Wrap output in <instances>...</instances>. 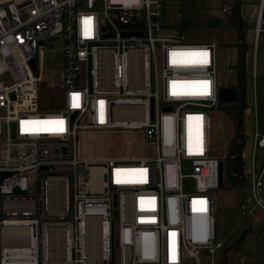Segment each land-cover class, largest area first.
<instances>
[{
    "label": "built area",
    "instance_id": "1",
    "mask_svg": "<svg viewBox=\"0 0 264 264\" xmlns=\"http://www.w3.org/2000/svg\"><path fill=\"white\" fill-rule=\"evenodd\" d=\"M164 7L163 0H0V264H214L221 247L210 190L219 188L222 159L211 155L209 111L219 106L217 44H186L168 32ZM263 10L264 0L257 31ZM46 42L61 53L62 106L54 112L41 109L36 74ZM186 53H197L194 63H184ZM192 82L200 85L190 89ZM115 129L144 131L155 156L77 159L79 131ZM255 139L264 148V135ZM183 163L191 192L181 186ZM57 167H66L58 175L63 213L40 223L52 213L48 182ZM35 184L40 201L25 195ZM249 191L264 210L261 175L253 172Z\"/></svg>",
    "mask_w": 264,
    "mask_h": 264
},
{
    "label": "rangeland",
    "instance_id": "2",
    "mask_svg": "<svg viewBox=\"0 0 264 264\" xmlns=\"http://www.w3.org/2000/svg\"><path fill=\"white\" fill-rule=\"evenodd\" d=\"M222 0H198V3L208 13L218 15L220 13ZM243 6L250 8L249 1H244ZM178 4L173 0L165 2L164 18L168 32H174V23L178 20ZM258 16V11H257ZM249 20V18H248ZM261 25L264 29V10L261 17ZM247 33L245 35L247 43V53L245 56L246 92L245 108L243 121L250 123L251 136L246 139L244 153L248 151L249 160L246 161L244 176L248 183L251 180L250 158L253 157L254 147V126L255 121L264 120V31L257 34L254 30V22H246ZM184 42L191 45H201L215 42L217 44V68L218 81L220 87L234 86L237 84V73L235 65L237 62V43L234 29H189L184 34ZM46 42L44 49L50 52H38L36 55L37 71L43 83L52 87L61 86V53L57 46H49ZM153 82V78L151 79ZM224 105H220L215 110H210V133H211V155L220 157L222 162L226 158L225 150L232 136V128L224 113ZM250 113V114H249ZM247 115L249 117H247ZM259 133H261L259 131ZM262 134V133H261ZM6 140V127L0 124V143ZM250 140V141H248ZM253 140V141H252ZM154 143L148 141L144 131H126L122 129L105 131H79L75 146V154L81 162H101L108 159L117 161H138L150 159L155 156ZM255 167L258 172L264 160V148H256L254 153ZM248 162V163H247ZM66 167H57L55 173L50 174L52 178L49 183V203L52 213L45 218L40 216L39 222H57L63 213L65 202L64 179L58 176L65 172ZM191 173L187 163L181 166V174L185 177L181 180L184 191H192L191 180L187 177ZM43 174H38V180L42 179ZM36 196L40 201L41 195L37 184L30 186V192L25 194ZM213 199V231L214 244L219 245L213 256L214 264H222L224 251L223 248L231 246L242 233L247 231L256 218L262 216L261 208L256 206L251 194L247 189L234 190L225 189L223 186L218 189L210 190ZM261 209V210H260ZM263 211V210H262ZM250 212V215H249ZM116 209L113 208V214ZM39 214L40 210H39ZM239 251L227 253L225 264H236ZM238 264H243L242 259ZM245 264V263H244Z\"/></svg>",
    "mask_w": 264,
    "mask_h": 264
},
{
    "label": "trees",
    "instance_id": "3",
    "mask_svg": "<svg viewBox=\"0 0 264 264\" xmlns=\"http://www.w3.org/2000/svg\"><path fill=\"white\" fill-rule=\"evenodd\" d=\"M168 0H163L166 2ZM170 1V0H169ZM178 4V20L174 23V31L181 36L189 29H234L237 43V62L235 71L237 73V84L233 87L238 93V100L233 104H226L224 113L232 128V136L227 144L223 161V188L242 190L249 188V183L244 176V163L242 151L245 145L246 136L243 133V112L245 108L246 92V72L245 56L247 53V43L245 42L246 24L241 15V0H222L220 13L213 15L208 13L198 3V0H173ZM221 86V85H220ZM63 92L58 87L48 86L42 83L39 87V99L41 109L48 112H54L62 106ZM220 105H224L219 103ZM218 106V107H219ZM239 251L238 260L247 261L249 255L244 247V236L237 240L233 245L223 248L224 256L222 264L227 260V253L230 251Z\"/></svg>",
    "mask_w": 264,
    "mask_h": 264
},
{
    "label": "crops",
    "instance_id": "4",
    "mask_svg": "<svg viewBox=\"0 0 264 264\" xmlns=\"http://www.w3.org/2000/svg\"><path fill=\"white\" fill-rule=\"evenodd\" d=\"M241 1L242 2H241V9L240 10H241V15L244 19L245 24L247 21H250V19H251V22H254V30H255L256 35L261 33L262 31H264L263 26H261L259 31H257V11H259L262 0H241ZM244 1H249L252 3L250 8L243 6L242 3ZM248 18H249V20H248ZM246 33H247V30H246ZM245 42H247L246 39H245ZM245 101H246V99H245ZM247 117H249V116L247 115ZM254 128H255V130H254V142H253L254 147H253V157L250 158V164H251L250 174H251V178H252L253 172L257 175H261V181H262L263 190H264V160H263V162H262V164H261V166L257 172L256 167H255V159H254V153H255L256 148L257 147L263 148V147H260L257 145V141L255 139V136L256 135H259V136L264 135V120L262 122L261 121L260 122L255 121ZM259 131L262 134L259 133ZM251 132H252L251 127H250V123L248 122V120H246V122L243 121V133L246 136V139L250 138V136L252 135ZM248 141H250V140H248ZM246 143L247 142L245 141V144ZM244 148H245V145H244ZM244 148H243V151H244ZM243 151H242V159H243V163L245 166L246 161L249 160V153H248V151H246L245 153ZM250 183H251V180H250ZM250 183H249V186H250ZM246 189L249 191V188H246ZM249 193L251 194L250 191H249ZM251 197L254 200L252 194H251ZM262 210H261L262 216L259 218H256V221L254 223H252L250 226H248L249 228L247 229V231L242 233L240 235V237L237 239V240H239L242 237V235L244 236V247H245V250L247 251V254L249 255V257L247 258L248 259L247 261L249 262V264H264V210L263 211ZM249 215H250V212H249ZM242 262L244 264L246 262V260L242 259Z\"/></svg>",
    "mask_w": 264,
    "mask_h": 264
},
{
    "label": "water",
    "instance_id": "5",
    "mask_svg": "<svg viewBox=\"0 0 264 264\" xmlns=\"http://www.w3.org/2000/svg\"><path fill=\"white\" fill-rule=\"evenodd\" d=\"M141 36V34H138ZM124 36H130V34H124ZM32 69H35V60L31 61ZM13 98V95H12ZM218 100L221 104H233L237 102L238 100V93L235 88L233 87H220L218 90ZM74 117V116H73ZM14 130L12 126V138H14ZM42 172H47L49 170H54V167H42L40 169ZM7 174H3L2 178L6 177ZM218 181H219V188L223 185V162H219L218 165ZM67 204L68 208L70 207V188H69V182L67 183ZM113 205L116 206V196L113 197Z\"/></svg>",
    "mask_w": 264,
    "mask_h": 264
},
{
    "label": "bare ground",
    "instance_id": "6",
    "mask_svg": "<svg viewBox=\"0 0 264 264\" xmlns=\"http://www.w3.org/2000/svg\"><path fill=\"white\" fill-rule=\"evenodd\" d=\"M194 55V58H196L197 57V53H186L185 54V56H184V58H185V62L184 63H186L187 65H190L189 63H194V60H192V56ZM195 63H196V59H195ZM180 85V83H177V87ZM200 85V83H196V82H192V83H189L188 84V88H194L195 89V87H198ZM50 181L51 180H49V182H48V185H49V183H50ZM50 186V185H49ZM48 200H49V198H48Z\"/></svg>",
    "mask_w": 264,
    "mask_h": 264
},
{
    "label": "snow or ice",
    "instance_id": "7",
    "mask_svg": "<svg viewBox=\"0 0 264 264\" xmlns=\"http://www.w3.org/2000/svg\"><path fill=\"white\" fill-rule=\"evenodd\" d=\"M203 55H206V53H205V54H203ZM58 123H62V122H58Z\"/></svg>",
    "mask_w": 264,
    "mask_h": 264
}]
</instances>
